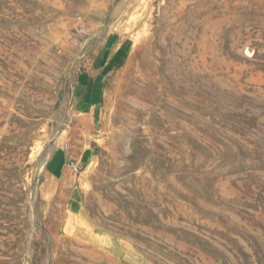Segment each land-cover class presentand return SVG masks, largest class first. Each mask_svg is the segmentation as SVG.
<instances>
[{
  "label": "rangeland",
  "instance_id": "1",
  "mask_svg": "<svg viewBox=\"0 0 264 264\" xmlns=\"http://www.w3.org/2000/svg\"><path fill=\"white\" fill-rule=\"evenodd\" d=\"M0 264H264V0H0Z\"/></svg>",
  "mask_w": 264,
  "mask_h": 264
},
{
  "label": "crops",
  "instance_id": "2",
  "mask_svg": "<svg viewBox=\"0 0 264 264\" xmlns=\"http://www.w3.org/2000/svg\"><path fill=\"white\" fill-rule=\"evenodd\" d=\"M104 78L100 75L88 78H81L78 82L77 93L79 96L78 109L82 114L95 113L101 106L104 92ZM91 154L86 151L76 153L71 149L58 147L55 149L46 163V170L57 179H63L72 169L69 164L76 162L81 166L91 160Z\"/></svg>",
  "mask_w": 264,
  "mask_h": 264
},
{
  "label": "built area",
  "instance_id": "3",
  "mask_svg": "<svg viewBox=\"0 0 264 264\" xmlns=\"http://www.w3.org/2000/svg\"><path fill=\"white\" fill-rule=\"evenodd\" d=\"M69 166L75 171V172H79L81 171V165L76 163V162H72L69 164Z\"/></svg>",
  "mask_w": 264,
  "mask_h": 264
}]
</instances>
